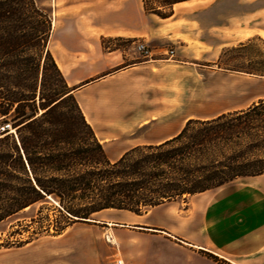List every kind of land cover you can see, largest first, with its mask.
Wrapping results in <instances>:
<instances>
[{
    "label": "trees",
    "instance_id": "trees-1",
    "mask_svg": "<svg viewBox=\"0 0 264 264\" xmlns=\"http://www.w3.org/2000/svg\"><path fill=\"white\" fill-rule=\"evenodd\" d=\"M187 1L142 0L161 18ZM51 33L36 0H0V117L13 112L0 132V223L52 198L69 215L65 230L101 211L144 215L264 175V100L190 119L174 138L111 161L49 50Z\"/></svg>",
    "mask_w": 264,
    "mask_h": 264
},
{
    "label": "crops",
    "instance_id": "crops-1",
    "mask_svg": "<svg viewBox=\"0 0 264 264\" xmlns=\"http://www.w3.org/2000/svg\"><path fill=\"white\" fill-rule=\"evenodd\" d=\"M107 1L123 8L122 18L108 23L54 20L49 50L111 161L119 160L137 146L161 144L174 138L190 119H211L264 100L262 81L253 84L251 92L234 94L240 97L228 110L213 115L188 114L187 97L180 89L187 86L186 78L181 77L187 67L181 60L167 58L165 48L170 40L178 38L170 27L178 22L176 13L161 18L141 13V0ZM243 2L248 9L244 19L247 39L264 42V0ZM105 39L131 44L105 49ZM141 42L151 51L150 57L134 51ZM241 73L235 80L238 84L246 81L245 76L260 77ZM173 85L178 92L174 95ZM173 103L177 111H173ZM144 129L147 136L131 138L134 132ZM240 180L180 200L188 201L182 208L172 207L179 202L176 201L144 215L119 211L124 215H108L106 219H89L85 223L113 226L119 221L130 225L141 218V227L132 228L158 233L157 237L165 235L168 240L178 241L187 253L219 258L225 264H264V175Z\"/></svg>",
    "mask_w": 264,
    "mask_h": 264
},
{
    "label": "rangeland",
    "instance_id": "rangeland-1",
    "mask_svg": "<svg viewBox=\"0 0 264 264\" xmlns=\"http://www.w3.org/2000/svg\"><path fill=\"white\" fill-rule=\"evenodd\" d=\"M36 1L48 11L53 23L58 19L108 23L122 18L123 8L107 0ZM246 10L243 0H191L173 7L178 22L170 27L178 38L170 40L165 48L174 50L173 60H181L187 67L181 73L187 86L180 89L187 97L188 114L213 115L228 110L240 97L234 94L251 92L253 84L264 81V76H245L246 81L236 82L243 70L264 74V42L247 39ZM140 11L150 14L142 0ZM130 44L114 39L103 41L105 49L112 50ZM135 49L138 52L137 46ZM176 88L173 85V95L178 93ZM12 114L0 117V132L13 124ZM147 134V130H139L131 138ZM14 195L5 192L2 198ZM186 203L179 201L172 207L182 208ZM108 215L124 214L111 209L92 218L102 220ZM68 217L61 205L49 198L2 221L0 264H116L119 259L125 264H225L219 258L187 253L178 241L168 240L163 234L157 237L158 233L132 228L141 227V218L135 217L130 225L119 221L113 226L75 222L70 230H63Z\"/></svg>",
    "mask_w": 264,
    "mask_h": 264
},
{
    "label": "built area",
    "instance_id": "built-area-1",
    "mask_svg": "<svg viewBox=\"0 0 264 264\" xmlns=\"http://www.w3.org/2000/svg\"><path fill=\"white\" fill-rule=\"evenodd\" d=\"M137 50H138L139 53H141L146 58L151 56V51L142 42L137 44ZM167 55L170 56V57H173L175 55V51L174 50H168L167 51ZM8 128H10V125H7L6 127H3L2 131H4L5 129H8ZM116 264H125V263H124L123 260L119 259V260H117Z\"/></svg>",
    "mask_w": 264,
    "mask_h": 264
},
{
    "label": "bare ground",
    "instance_id": "bare-ground-1",
    "mask_svg": "<svg viewBox=\"0 0 264 264\" xmlns=\"http://www.w3.org/2000/svg\"><path fill=\"white\" fill-rule=\"evenodd\" d=\"M110 238V237H109Z\"/></svg>",
    "mask_w": 264,
    "mask_h": 264
}]
</instances>
